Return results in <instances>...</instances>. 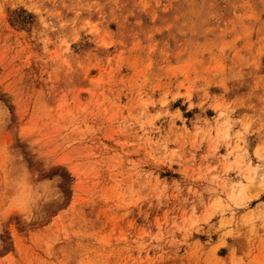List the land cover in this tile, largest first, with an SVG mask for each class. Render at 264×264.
<instances>
[{"label":"rangeland","instance_id":"rangeland-1","mask_svg":"<svg viewBox=\"0 0 264 264\" xmlns=\"http://www.w3.org/2000/svg\"><path fill=\"white\" fill-rule=\"evenodd\" d=\"M0 264H264V0H0Z\"/></svg>","mask_w":264,"mask_h":264}]
</instances>
